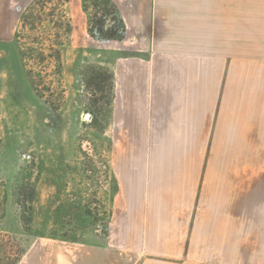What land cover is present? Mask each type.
Returning <instances> with one entry per match:
<instances>
[{
  "label": "crops",
  "instance_id": "crops-1",
  "mask_svg": "<svg viewBox=\"0 0 264 264\" xmlns=\"http://www.w3.org/2000/svg\"><path fill=\"white\" fill-rule=\"evenodd\" d=\"M111 1L110 220L15 264H264V0Z\"/></svg>",
  "mask_w": 264,
  "mask_h": 264
},
{
  "label": "rangeland",
  "instance_id": "rangeland-1",
  "mask_svg": "<svg viewBox=\"0 0 264 264\" xmlns=\"http://www.w3.org/2000/svg\"><path fill=\"white\" fill-rule=\"evenodd\" d=\"M31 1L0 0V264H15L39 239L103 237L116 191L109 169L112 81L102 47L87 32L91 0L84 13L81 0L69 1L71 32L59 41L34 29L14 36ZM48 48L60 51L59 72L54 59L38 60Z\"/></svg>",
  "mask_w": 264,
  "mask_h": 264
},
{
  "label": "trees",
  "instance_id": "trees-1",
  "mask_svg": "<svg viewBox=\"0 0 264 264\" xmlns=\"http://www.w3.org/2000/svg\"><path fill=\"white\" fill-rule=\"evenodd\" d=\"M70 0H32L22 11L19 21L20 29L15 32L19 38L21 31L25 29L42 31L48 36H55L59 41L61 33L69 35L71 32L70 18L68 14V4ZM87 0H81V8L83 11L88 10L86 5ZM91 6L93 12L87 22L88 34L97 40L103 39H120L124 35L125 25L118 12L116 5L111 0H91ZM37 11V13H36ZM50 25V26H49ZM50 50L49 54L38 52L36 55L39 61L49 58L54 59L58 66H60V51L59 49ZM22 59L24 61V67L26 76L32 86L37 92L38 80L34 74L32 68L28 64L29 55L22 50ZM24 227L30 223L29 213H23L21 215Z\"/></svg>",
  "mask_w": 264,
  "mask_h": 264
},
{
  "label": "bare ground",
  "instance_id": "bare-ground-1",
  "mask_svg": "<svg viewBox=\"0 0 264 264\" xmlns=\"http://www.w3.org/2000/svg\"><path fill=\"white\" fill-rule=\"evenodd\" d=\"M74 1V0H73Z\"/></svg>",
  "mask_w": 264,
  "mask_h": 264
}]
</instances>
